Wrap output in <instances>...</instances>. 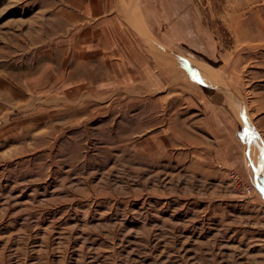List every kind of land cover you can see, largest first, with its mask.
Instances as JSON below:
<instances>
[{
    "label": "rangeland",
    "instance_id": "rangeland-1",
    "mask_svg": "<svg viewBox=\"0 0 264 264\" xmlns=\"http://www.w3.org/2000/svg\"><path fill=\"white\" fill-rule=\"evenodd\" d=\"M55 2L0 0V264H264V0Z\"/></svg>",
    "mask_w": 264,
    "mask_h": 264
},
{
    "label": "crops",
    "instance_id": "crops-1",
    "mask_svg": "<svg viewBox=\"0 0 264 264\" xmlns=\"http://www.w3.org/2000/svg\"><path fill=\"white\" fill-rule=\"evenodd\" d=\"M135 4L136 0L130 2L124 0H56L54 8L58 15L74 24L78 23L79 26L76 25L81 30L80 34L85 35V39H88V35L94 34L96 40H105L106 38H116L117 34H126L124 27L126 24L128 25L126 28L133 34H135V30L140 31L136 27L137 22L130 13ZM123 7L128 9V14L126 8H124L125 13L121 12L120 14L119 8ZM127 15L131 18L132 24L128 23ZM120 20L123 21L121 23L123 28L119 29L117 24L119 25ZM88 31L92 32L87 33ZM138 68L139 78L146 83L145 80H150L148 71L144 67Z\"/></svg>",
    "mask_w": 264,
    "mask_h": 264
},
{
    "label": "snow or ice",
    "instance_id": "snow-or-ice-1",
    "mask_svg": "<svg viewBox=\"0 0 264 264\" xmlns=\"http://www.w3.org/2000/svg\"><path fill=\"white\" fill-rule=\"evenodd\" d=\"M259 170L264 172V148L261 149Z\"/></svg>",
    "mask_w": 264,
    "mask_h": 264
},
{
    "label": "built area",
    "instance_id": "built-area-1",
    "mask_svg": "<svg viewBox=\"0 0 264 264\" xmlns=\"http://www.w3.org/2000/svg\"><path fill=\"white\" fill-rule=\"evenodd\" d=\"M247 186H248V185H247ZM247 186H246V187H247ZM249 188H250V187L248 186L246 191H249Z\"/></svg>",
    "mask_w": 264,
    "mask_h": 264
}]
</instances>
